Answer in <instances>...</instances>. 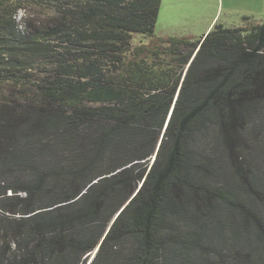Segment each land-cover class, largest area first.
I'll use <instances>...</instances> for the list:
<instances>
[{
    "label": "trees",
    "instance_id": "16d2710c",
    "mask_svg": "<svg viewBox=\"0 0 264 264\" xmlns=\"http://www.w3.org/2000/svg\"><path fill=\"white\" fill-rule=\"evenodd\" d=\"M161 3L0 0V264H264V21Z\"/></svg>",
    "mask_w": 264,
    "mask_h": 264
},
{
    "label": "rangeland",
    "instance_id": "374dc122",
    "mask_svg": "<svg viewBox=\"0 0 264 264\" xmlns=\"http://www.w3.org/2000/svg\"><path fill=\"white\" fill-rule=\"evenodd\" d=\"M33 15L36 17L38 14L31 11V17ZM24 16V12L20 11L18 18ZM245 17L250 19L247 21ZM262 21L264 0H162L155 39L135 34L133 43L149 45L156 38L167 36L199 39L216 24L225 27L250 26Z\"/></svg>",
    "mask_w": 264,
    "mask_h": 264
}]
</instances>
